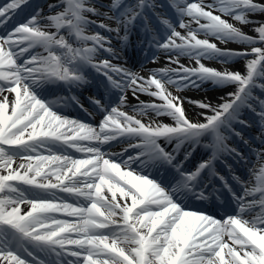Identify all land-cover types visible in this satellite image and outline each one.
I'll return each instance as SVG.
<instances>
[{"label":"snow or ice","instance_id":"snow-or-ice-1","mask_svg":"<svg viewBox=\"0 0 264 264\" xmlns=\"http://www.w3.org/2000/svg\"><path fill=\"white\" fill-rule=\"evenodd\" d=\"M66 2L62 12L36 9L0 34V264H264V148L254 150L259 171L249 169L255 187L235 177L237 192L224 181L231 206H221L222 217L190 210L208 198L205 173L216 175L219 153L243 159L227 145L231 135L243 138L235 129L247 126L243 111L264 122V98L256 95L264 91V22L253 23L264 16V0H170L186 31L157 13L163 35L146 14L157 7L151 0ZM27 6L0 0V27ZM138 24L166 66L135 71L117 62ZM248 25L255 36L242 30ZM89 26L97 30L87 34ZM236 58L243 72L230 66ZM93 71L117 99L112 106L111 99L90 98L103 116L98 130L61 114L45 95L50 84L79 88ZM208 83L232 90L215 102L182 94ZM62 99L84 109L75 95ZM189 108L198 109L194 118ZM112 141L126 144L120 154L102 151ZM198 147L209 154L189 168ZM68 148L87 158L68 155Z\"/></svg>","mask_w":264,"mask_h":264},{"label":"bare ground","instance_id":"bare-ground-1","mask_svg":"<svg viewBox=\"0 0 264 264\" xmlns=\"http://www.w3.org/2000/svg\"><path fill=\"white\" fill-rule=\"evenodd\" d=\"M155 3H157V0H151ZM189 2H199V0H189ZM206 2H211V0H206ZM58 5L57 7H55L54 9H49L48 5ZM64 7H67V2L66 0H48L47 3L43 4L42 6H39L38 9H43V14L45 16H49V15H54L55 14V10H57L58 8H61L60 11L62 12L64 10ZM156 12H158L159 14H166L167 13L165 12L164 9H162L160 6H157L156 9H154ZM184 20L185 22H188L189 21V18L188 17H184ZM203 22V21H201ZM261 22H264V16H256L253 20V23L254 24H259ZM177 27V30L180 31L182 34H185V31L184 29H180L179 28V24L176 25ZM192 27L193 28H196L197 25L193 22L192 23ZM51 31H55V29H50ZM242 30L246 33H248L249 35H253L255 36L256 33H254L252 31V25H248V26H243ZM94 31H91V30H88L87 31V34H92ZM135 38V37H133ZM218 44L219 47H227V48H230V49H239L241 47H243L242 45L238 44V43H235V42H229L227 45L225 44H221L220 42H216ZM259 46V45H257ZM43 51L42 49H39V52ZM159 56V62L157 64H152L150 63V61H148L146 63L147 65V68H156V67H164L166 66L167 64V57L165 54L159 52L158 55ZM181 62L184 63L185 65H188L189 64V60L187 57H181L180 58ZM203 63H205L207 66L209 67H215V68H220L221 65L219 62H217L216 60H204L202 61ZM194 63V62H193ZM233 69H240L242 72L244 71V68H243V62L242 61H239L238 58L234 59L233 62L231 63L230 65ZM144 66H139L136 71H140ZM232 89L230 88H225L223 90H219L217 88H215L211 83H208V84H205L203 86V88L200 90V91H193V90H189V91H184L182 94L185 95V96H189V97H192V98H195V99H202V98H205L207 97L209 100H212L213 102H215L216 98L219 96V95H222L224 91H231ZM175 91V90H173ZM260 92L264 94V91H261L260 89H257L256 90V94L258 96H260ZM140 99L141 100H145V101H148L150 98L146 95H141L140 96ZM124 110H127V111H131V109H124ZM198 111V109L194 110L192 108H189V116L191 117H195V112ZM72 118V117H71ZM244 119V116L242 117ZM258 120L255 119V117H252V116H246V121L247 123H250V127H249V130L253 131L255 134H259L260 132L264 131V123L259 119V117L257 116ZM255 121H259L258 124L255 122ZM240 133H243V132H240ZM244 134V133H243ZM253 143V142H252ZM254 144V143H253ZM255 145V144H254ZM126 147V144H124L123 142L115 145L113 148H111L108 153H120L123 151V149ZM258 148H264V143H261L259 144ZM44 154H47V153H44ZM130 154H133L131 151H130ZM208 156V155H207ZM207 156L205 158H207ZM74 158H77V159H85L87 158L86 155L84 153H81L77 156V157H74ZM107 158V157H106ZM183 158V157H181ZM203 158V159H205ZM119 162V161H117ZM253 165H255L256 167L253 169V172H258L259 171V164L257 163V160L253 161L251 163V166H250V169L253 168ZM244 181H248L250 183L251 186L255 187L256 186V180H255V175L254 174H250L248 175L247 178L244 179ZM235 191V190H234ZM60 194L61 195V192H57V195ZM257 198H258V194H257ZM69 203H72L73 200H68ZM22 210L23 211H26L27 210V206H22ZM260 209L259 207L257 206L254 211L251 213V216H254L256 215L257 213H259ZM251 216H249L248 218H251ZM58 218H61V219H71L70 217H66L62 214H59L58 215ZM230 243V241H229ZM5 264H7V262H5ZM80 264H83V262L81 261Z\"/></svg>","mask_w":264,"mask_h":264},{"label":"rangeland","instance_id":"rangeland-1","mask_svg":"<svg viewBox=\"0 0 264 264\" xmlns=\"http://www.w3.org/2000/svg\"><path fill=\"white\" fill-rule=\"evenodd\" d=\"M264 96V95H263ZM264 98V97H263Z\"/></svg>","mask_w":264,"mask_h":264}]
</instances>
